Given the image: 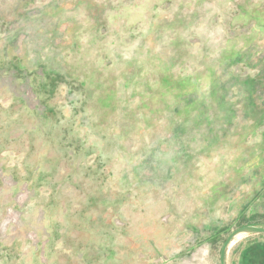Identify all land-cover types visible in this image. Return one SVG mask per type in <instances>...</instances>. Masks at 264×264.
Masks as SVG:
<instances>
[{
    "label": "rangeland",
    "instance_id": "obj_1",
    "mask_svg": "<svg viewBox=\"0 0 264 264\" xmlns=\"http://www.w3.org/2000/svg\"><path fill=\"white\" fill-rule=\"evenodd\" d=\"M263 52L264 0H0V264H220Z\"/></svg>",
    "mask_w": 264,
    "mask_h": 264
},
{
    "label": "crops",
    "instance_id": "obj_2",
    "mask_svg": "<svg viewBox=\"0 0 264 264\" xmlns=\"http://www.w3.org/2000/svg\"><path fill=\"white\" fill-rule=\"evenodd\" d=\"M241 57L244 58H241L240 60L246 63V54H242ZM255 59H257V64H254V66L257 67V70L253 75L247 76L244 81L243 99H238L239 101L235 104L232 100H228L229 103H227L229 106L227 108L228 113L231 115V107V110L235 113V117L230 119L227 114L228 120L226 123H228L229 125H227L230 127L237 121L241 128L243 127V130L239 132L240 140L238 143L243 142L244 144H247V147L249 148L248 153L241 151L240 156L236 157L237 159L242 157L244 164L241 167L237 165L233 168L234 171L230 174L228 179L229 181L236 179L237 186L235 188L237 189H245L247 187L246 185L250 183L249 180L251 177H257L259 179L257 190L256 188H253L251 194H248L247 196L243 194L239 196L237 200L232 201L231 204H227L229 208L232 206L234 207L235 205L237 206V214L235 213L236 215L233 217L234 219L239 218L242 216V213H246V211L248 214L255 212L257 205H254L255 202L253 201H255L256 197L258 198L260 196L257 199V202H259L261 192L264 190V175L260 173V167L262 166V163H264V52L255 57ZM250 81L254 84L253 88L252 86L249 87V84H251ZM228 95L231 96L227 93V97ZM251 96L252 104L250 106L249 100ZM224 107H226V105ZM224 107L222 109H224ZM239 115H241V119ZM240 120L242 123H239ZM251 161H254V163H251ZM247 166L250 171L248 170V172H245ZM247 197H249V199H247ZM227 199H229V197ZM246 225L264 226L250 221H247ZM243 241V238H239L236 241L234 240L228 250L227 260H229L230 255H234L232 260L233 264H264V239L257 238L248 243H244Z\"/></svg>",
    "mask_w": 264,
    "mask_h": 264
},
{
    "label": "water",
    "instance_id": "obj_3",
    "mask_svg": "<svg viewBox=\"0 0 264 264\" xmlns=\"http://www.w3.org/2000/svg\"><path fill=\"white\" fill-rule=\"evenodd\" d=\"M246 234H264V226H258V225H244L241 226L235 230H233L227 239L225 240L221 253H220V264H227V253L231 246V244L234 242V240L241 236Z\"/></svg>",
    "mask_w": 264,
    "mask_h": 264
},
{
    "label": "trees",
    "instance_id": "obj_4",
    "mask_svg": "<svg viewBox=\"0 0 264 264\" xmlns=\"http://www.w3.org/2000/svg\"><path fill=\"white\" fill-rule=\"evenodd\" d=\"M257 15H258V13H257ZM240 57V56H239ZM237 58V57H236ZM236 58H234V59H236ZM238 60H240V58H238ZM235 63H237V60L236 61H234V62H230L229 63V66H231L232 64H235ZM251 82V84H249V87L250 86H252V88H253V86H254V84H253V82L252 81H250ZM222 103L224 102V98H223V100L221 101ZM226 103H229V102H226ZM225 102L223 103L224 104V106L225 105H227ZM249 104H250V106H251V104H252V96H251V98H250V100H249ZM249 106V107H250ZM230 112H231V115H230V113H228V117L230 118V119H232V117H235V113H234V111H232L231 110V107H230ZM251 112H252V110H251Z\"/></svg>",
    "mask_w": 264,
    "mask_h": 264
},
{
    "label": "built area",
    "instance_id": "obj_5",
    "mask_svg": "<svg viewBox=\"0 0 264 264\" xmlns=\"http://www.w3.org/2000/svg\"><path fill=\"white\" fill-rule=\"evenodd\" d=\"M1 173V172H0Z\"/></svg>",
    "mask_w": 264,
    "mask_h": 264
}]
</instances>
